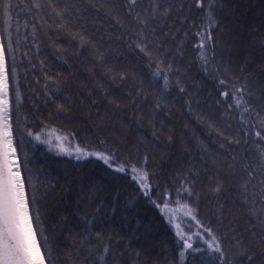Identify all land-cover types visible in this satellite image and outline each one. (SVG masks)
Listing matches in <instances>:
<instances>
[{"label": "snow or ice", "instance_id": "snow-or-ice-1", "mask_svg": "<svg viewBox=\"0 0 264 264\" xmlns=\"http://www.w3.org/2000/svg\"><path fill=\"white\" fill-rule=\"evenodd\" d=\"M193 7L203 13L198 26L201 30L195 34L199 38L195 48L199 52L197 59L201 69L215 80L216 107L222 109L227 119H236L233 113H238L242 125L229 136L214 121L205 122L196 115L198 121L207 124L209 133L216 134L218 142L223 141L219 143V149L225 152L222 156L211 154L214 171L209 173L207 166L203 169L207 191L218 199L217 223L207 226L198 218V207L193 206L199 204L202 195V191H196L201 183V170L189 168L186 172H177L175 179L169 181L172 187L162 188L153 198V193L160 188L158 181L154 184L159 172L149 167L147 151L141 156L136 148V156L125 155L121 147L109 144L106 139L93 140L88 134L79 140L73 132L42 139L41 132L33 134L20 127L24 94L11 30L13 13L17 35L21 27L26 31L30 27L38 59L51 49L49 55L67 64L69 49L57 44L62 38H66L68 45L75 46V55L87 52L94 57L102 67L103 75L122 90L119 97L108 103L117 108L130 107L132 119L138 123L143 122L146 113L150 114L148 123L152 136L159 140L165 123L163 119L159 120L157 129L156 118L166 110L171 113L174 101L169 97L173 89L178 96L190 97L181 79V70L172 62L176 56H183L185 39L177 36L183 29L173 31L175 21L171 18L184 11V3L177 4L175 0H19L14 4L12 0H0V17L4 25L0 30V264H147L146 260L140 259L139 251H133L128 236H122L106 225L103 219L106 205L94 188L84 192L81 187L77 207L72 210L79 230H69L65 239L71 242L70 246L67 250L61 247L55 230L62 228V223L50 230L42 211L52 185L41 179L40 170L29 155L27 145L32 144V140L47 146L48 151L78 161L94 158L114 173L130 174L138 191L159 208L176 229V244L180 251L175 264H187L186 256L195 253L207 254L209 264H264V70L260 77H253L244 75L243 67L237 72L230 63L217 62V37L212 33L219 28L217 16L227 9V4L223 0H192L189 11ZM90 12H95L91 20ZM101 13L110 23L98 38L97 33L104 28V22L99 19ZM21 15L26 17L23 22L19 19ZM188 19L185 15L180 22L187 23ZM89 24L99 27L90 32ZM116 29H119V35ZM41 31L48 35V44L39 41ZM187 35L185 32L184 37ZM178 39L176 51L172 53L171 42ZM113 40L122 45V51L118 53L122 62L118 64H109L106 50L101 47L102 42ZM166 41L169 47H165ZM261 46L264 48V44ZM170 55L172 60H169ZM46 59H39L44 80L43 102L46 106L54 105L57 114H66L70 109H66L65 103H57L61 97L67 100L60 79L63 73L47 64ZM32 67L35 70V65ZM36 82L39 83L38 78ZM97 87L103 90L107 99L109 91L105 85L100 83ZM32 94L39 98L34 89ZM117 99L125 100L127 104L117 103ZM32 102L35 104V100ZM184 103L188 111L194 113L192 99L188 98ZM100 127L102 125H97V129ZM14 133H19L18 140ZM171 139L169 136L168 140ZM242 144L247 145L245 153H236L234 148ZM202 147L207 151L206 145ZM18 149L23 151V156ZM222 193H228L227 202L242 210L245 227L239 231L238 224L231 228L224 225L225 203L219 200ZM182 197L187 199L182 200ZM112 211H116L115 207ZM177 211L182 213L180 217H177ZM185 217L195 221L196 233L189 235L182 231L181 223L176 220L183 221ZM194 242H200L204 247L197 248Z\"/></svg>", "mask_w": 264, "mask_h": 264}, {"label": "trees", "instance_id": "trees-1", "mask_svg": "<svg viewBox=\"0 0 264 264\" xmlns=\"http://www.w3.org/2000/svg\"><path fill=\"white\" fill-rule=\"evenodd\" d=\"M17 2L19 0H12L14 4ZM180 2L185 5L184 11L179 16L174 14L171 19L175 21L173 31L176 28L183 29L177 33L178 38L185 39L183 56H176L172 60L170 55L169 60H172L174 66L181 70V79L190 97L178 96L175 88L173 89L172 96L169 97L174 101L171 113L168 114L166 110L156 118L157 129L160 127L159 120L163 119L165 123L164 130L159 133V140H155L152 136V128L148 123L150 114L146 113L143 122L138 123L132 119L130 107L117 108L115 104L108 103V100L119 97L122 90L117 89L109 82L108 77L103 75L102 67L94 57L87 52L75 55V46L68 45L65 42L66 38L57 40V44L69 49L67 64L49 55L51 49L43 52L39 59L47 57L46 63L63 73L60 79L63 81L62 86L67 100L61 97L57 103H65L66 109L70 111L66 114H57L54 105L46 106L43 102V74L35 54V43L30 27L27 31L21 27L17 35L16 17L13 13L11 30L14 47L17 49L18 76L24 94V106L20 110V127L27 128L33 134L41 132L42 139L49 135L64 136L73 132L77 134L76 139L79 140L88 134L93 140L106 139L109 144L121 147L125 155L132 153L136 156V148H139L141 156L147 151L150 158L149 167L159 172V176L154 178V184L158 181L160 188L153 193V198L162 188L172 187L169 181L175 179L177 172H186L189 168L201 170V183L197 185L196 191H202V195L199 204H193V206L198 207V218L207 226L217 223L218 199L215 195L208 193L207 179L203 169L207 166L209 173L214 171L211 154L222 156L225 152L219 149V143L223 141L218 142L216 134L209 133L207 124L198 121L196 115L201 116L205 122L214 121L217 127L229 136L235 134L236 129L242 125L238 121V113H233L236 119H227L223 116L222 109L216 107L217 97L213 90L215 80L204 73L197 59L199 52L195 46L199 43V38L195 34L201 30L198 26L201 24L203 13L194 7L189 11L188 5L192 3V0H175L177 4ZM223 2L227 4V9L218 13L219 28L212 33L217 37L216 60L230 63L237 72L243 67L244 75L260 77L264 70V48L261 46L264 44V0H223ZM94 15L95 12H90L89 20ZM185 15L189 16V19L187 23L182 24L180 21ZM25 18L24 15L19 17L21 22ZM99 19L104 22V28H100V32L97 33L98 38L103 35L107 24L110 23L102 13ZM3 26V20L0 17V30ZM96 27L99 25L89 24V31H95ZM115 32L119 35V29ZM185 32L188 33L187 37H184ZM38 39L43 44L49 42L48 35L43 31L39 33ZM17 40L18 44L15 43ZM178 42L179 39L171 42L172 53H175V44ZM169 46V42L166 41L165 47ZM101 47L102 50H106L105 55L109 64L122 62V58L118 56V53L122 51V45L118 41H104ZM25 52L28 53L27 56L23 55ZM37 78L39 83L36 82ZM100 83L104 84L109 91L107 99L103 95V90L97 87ZM33 89L39 94V98L33 96ZM188 98L193 101L194 113H190L184 103V100ZM117 103L126 105L127 101L117 99ZM97 125L102 127L97 129ZM14 135L18 140L19 133ZM169 136L172 137L171 141L168 140ZM28 139L32 138L28 137ZM32 144L27 145L29 155L36 168L40 170L41 179L52 185L48 189L42 211L45 213L50 230L53 226L62 223V228H57L55 235L57 242L64 250H67L71 243L65 239L69 230L73 232L79 230L77 218L72 214V210L77 207L81 187L84 192L94 188L106 205L103 217L106 225L119 231L122 236H128L133 251L141 253L142 261L146 260L147 264H175L179 259L180 251L176 244V230L160 209L138 191V186L132 182L130 174L114 173L94 158L78 161L74 157L48 151L47 146L38 141L32 140ZM202 145L207 146V151ZM246 148L247 145L242 144L239 148H234V151L244 154ZM248 154L252 153L249 151ZM20 155L23 156V151H20ZM227 196L228 193H222L219 198L225 203L224 225L226 228H231L233 224H238L239 231L245 227V217L241 215L242 210L238 205L227 202ZM172 198L175 199V196L173 195ZM113 207L116 209L115 212L112 211ZM62 217L65 218L63 221H61ZM188 225L190 227H187ZM184 227L185 231L190 232L189 235L197 231L195 221L191 219L185 221ZM194 246L204 247L200 242H194ZM186 260L187 264H209L207 254H188Z\"/></svg>", "mask_w": 264, "mask_h": 264}, {"label": "rangeland", "instance_id": "rangeland-1", "mask_svg": "<svg viewBox=\"0 0 264 264\" xmlns=\"http://www.w3.org/2000/svg\"><path fill=\"white\" fill-rule=\"evenodd\" d=\"M249 26H250V24H249ZM231 30H232V29H231ZM231 32H232V31H230V33H231ZM172 207H173V206H172ZM176 215H177V217H180V216L182 215V213H180L179 211H177V214H176ZM167 219H168V218H167ZM188 219H190V218L185 217V218L183 219V221H181L180 219H177V220H176L177 223H181V229H182V231H184V232H186L187 230L185 231V227L183 228V226H184L185 221L188 220ZM187 227H190V226L188 225ZM175 230H176V229H175ZM187 233L190 234V232H188V231H187Z\"/></svg>", "mask_w": 264, "mask_h": 264}]
</instances>
